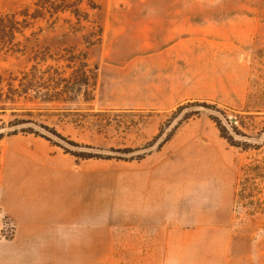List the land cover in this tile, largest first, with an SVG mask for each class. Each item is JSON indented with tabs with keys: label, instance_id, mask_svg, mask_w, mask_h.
<instances>
[{
	"label": "rangeland",
	"instance_id": "1",
	"mask_svg": "<svg viewBox=\"0 0 264 264\" xmlns=\"http://www.w3.org/2000/svg\"><path fill=\"white\" fill-rule=\"evenodd\" d=\"M7 15L0 264H264V0H0ZM217 173L234 174L222 250L123 224L156 177L195 194ZM102 218L109 251L69 248Z\"/></svg>",
	"mask_w": 264,
	"mask_h": 264
},
{
	"label": "crops",
	"instance_id": "2",
	"mask_svg": "<svg viewBox=\"0 0 264 264\" xmlns=\"http://www.w3.org/2000/svg\"><path fill=\"white\" fill-rule=\"evenodd\" d=\"M174 47L173 45L167 49ZM228 176L230 184L218 173L212 180L203 179L195 194V187L188 179H185V182L181 181L180 191L177 185L175 186L172 176L163 180L156 177L150 185L141 186L138 202L136 201L134 205L132 202H125L123 224L150 228L155 233L171 236V239H164L163 244L172 242L171 246L174 247L165 248L180 249L181 239L183 243L184 241L190 243L188 249L192 251L222 250L229 233L228 217L234 186V174ZM95 225L98 226L97 231H93L92 236L86 238L84 242L79 241L81 246H78L77 242L76 247L69 248L109 251L112 235L110 228L115 225L114 218H102L101 221H95ZM71 245L73 246L72 243Z\"/></svg>",
	"mask_w": 264,
	"mask_h": 264
},
{
	"label": "trees",
	"instance_id": "3",
	"mask_svg": "<svg viewBox=\"0 0 264 264\" xmlns=\"http://www.w3.org/2000/svg\"><path fill=\"white\" fill-rule=\"evenodd\" d=\"M13 17H15V16H11V15H7L6 17H4L3 19H0V23L1 22H4V20H10L11 22H13ZM1 27H2V25H0ZM1 29V28H0ZM5 29H7L6 28V26L3 28V34L5 33ZM198 106V105H197ZM204 106V105H203ZM206 107V106H205ZM182 110H184V107H182V108H180L179 109V111L178 112H181ZM190 115L191 114H189V116H188V118L190 117ZM188 118H186V119H188ZM43 127V126H42ZM44 129H46L47 131H49V132H51L54 136H56L57 138H59L60 140H62V141H64L65 143H67L68 145H71V146H78V145H76V144H74V143H72V142H70V141H68V140H66L65 138H63L62 136H60L59 134H57L56 132H54V131H52V130H50L49 128H47V127H43ZM0 138H1V136H0ZM167 139H169V138H167ZM130 150H124V151H121V152H124V153H127V152H129ZM93 156H88L87 158H92ZM142 159V158H141Z\"/></svg>",
	"mask_w": 264,
	"mask_h": 264
}]
</instances>
